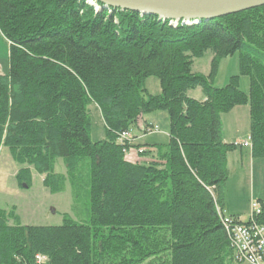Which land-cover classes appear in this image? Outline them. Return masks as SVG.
Listing matches in <instances>:
<instances>
[{"label": "trees", "instance_id": "obj_1", "mask_svg": "<svg viewBox=\"0 0 264 264\" xmlns=\"http://www.w3.org/2000/svg\"><path fill=\"white\" fill-rule=\"evenodd\" d=\"M98 6L96 10L93 5ZM88 0H0L8 72L0 74V148L61 192L86 174L88 223L20 224L0 209V264H239L222 225L228 179L221 115L250 107V130L264 147V5L170 25L152 14ZM212 53L207 74L195 58ZM239 53V73L214 85L220 61ZM248 77V90L240 88ZM155 77L159 93L145 81ZM199 88L197 100L188 91ZM94 104L104 138L89 135ZM165 110L168 142H119L143 114ZM136 147V148H135ZM129 149L149 161L125 158ZM260 155L264 156L263 151ZM257 155V154H256ZM62 158L65 172L54 170ZM16 178L30 185V167ZM255 219L264 224V200ZM248 219V218H247ZM12 222V223H11Z\"/></svg>", "mask_w": 264, "mask_h": 264}, {"label": "rangeland", "instance_id": "obj_2", "mask_svg": "<svg viewBox=\"0 0 264 264\" xmlns=\"http://www.w3.org/2000/svg\"><path fill=\"white\" fill-rule=\"evenodd\" d=\"M8 42L2 37V71L8 72ZM212 53L206 51L202 57L195 58L192 63V71L195 73L209 72V64ZM239 73V53L235 52L220 61L218 73L214 79V85L217 87L227 83L231 75ZM240 88L248 89V77L240 76ZM145 87L151 94L159 91L158 81L155 77H149L145 81ZM199 89L189 92L191 97L199 94ZM189 96V97H190ZM90 125L89 135L92 141L104 138V126L98 111L94 104L88 106ZM143 114V116L147 115ZM151 122L157 126V131L144 138V140H154L157 143L168 142L169 120L165 110H158L148 114ZM251 121V118H250ZM133 132L137 134V127H132ZM228 129V128H227ZM250 130V129H249ZM233 128H229V132H233ZM246 138V137H245ZM242 139V138H238ZM147 141V142H148ZM151 143V142H149ZM253 151L257 156L263 157L258 159L255 169V176H242L238 178V172L234 171L231 177L226 181L224 187V202L233 206L238 211H241L243 219L248 218L251 213V201L258 199L264 200V156H261L260 151L264 153V147L256 146ZM260 160V161H259ZM30 167L31 181L30 185L25 182L19 183L16 174L20 168ZM64 162L62 158H57L54 170L62 173ZM248 173L249 170L246 169ZM86 173L83 171L76 186L67 181L61 192L53 193L42 184L43 175L37 173L31 166L26 163H19L11 158L6 147L0 148V209L9 211L15 207L16 215L19 217L22 225L35 226H58L63 222L64 216H69L78 222L88 223L91 217L89 211V196L88 187L86 185ZM253 179V181H252ZM12 223V222H11ZM147 264V263H143ZM240 264H249L242 262Z\"/></svg>", "mask_w": 264, "mask_h": 264}, {"label": "crops", "instance_id": "obj_3", "mask_svg": "<svg viewBox=\"0 0 264 264\" xmlns=\"http://www.w3.org/2000/svg\"><path fill=\"white\" fill-rule=\"evenodd\" d=\"M2 37H3V35L0 33V74H5L2 71ZM211 58H212V56H211ZM207 73L202 72V74H204V75ZM159 91H160V88H159ZM159 91H155V93H153V94H157V93H159ZM199 91H200V89H199ZM243 91H245V89ZM189 92L190 91H188V96H190ZM192 98L197 99V100H202L203 96L201 94V91L199 92V94L197 96L192 97ZM257 100L260 102V105H264V97L263 98L258 97ZM150 114H152V113H150ZM146 116L142 115L141 118L139 119V121L133 126V127H135V126L137 127V129H138V132H136L137 134H135L133 132V128L129 129V131L131 133V137H132V139H131L132 145H142V144L163 145V144H165V143H157V141H154V140H150V141L144 140L143 141L144 138L148 137V135H151V133H145L144 132V130H143L144 127L148 126V125H154V123L151 122L149 118H146ZM221 123H222V137H223L224 142L232 144L235 141L241 142V141L245 140L248 135H251V130H249L250 129V107H249V105H238V106H235L234 108H232L229 112L222 114L221 115ZM229 128L230 129L233 128L234 131L229 132ZM238 138H242V139H238ZM252 139L253 140L251 141L250 147H244V146H240V145L235 146L231 151H229L227 153L228 179L231 177V174L234 171L238 172V178L239 179L242 176H244V177L248 176L247 174H249L250 176H252V175L255 176V169L257 167L256 164L258 163L256 161H258V159L263 158V157L259 158L255 154V152L253 151V149L256 146H259L257 136L254 137V135H252ZM149 142H151V143H149ZM137 159L142 160V161H149L150 160V158L142 157L141 155H139V157ZM246 169L249 170L250 173H248L246 171ZM63 171L65 172V169ZM64 172H62V173H64ZM253 176H252V178H253ZM252 181H253V179H252ZM222 200H223V202L221 204V207H222L225 214L240 217L242 220L247 219V218L243 219L241 217V213H240L241 211H238V209H235L233 206H230L229 204L226 205L224 202V196H223Z\"/></svg>", "mask_w": 264, "mask_h": 264}, {"label": "water", "instance_id": "obj_4", "mask_svg": "<svg viewBox=\"0 0 264 264\" xmlns=\"http://www.w3.org/2000/svg\"><path fill=\"white\" fill-rule=\"evenodd\" d=\"M104 7L152 14L170 25L214 19L264 5V0H92Z\"/></svg>", "mask_w": 264, "mask_h": 264}, {"label": "built area", "instance_id": "obj_5", "mask_svg": "<svg viewBox=\"0 0 264 264\" xmlns=\"http://www.w3.org/2000/svg\"><path fill=\"white\" fill-rule=\"evenodd\" d=\"M89 3L94 4L91 0ZM97 10L98 6L93 5ZM145 133L157 131V126L148 125L144 127ZM132 139L129 130L121 133L118 138L119 142L129 141ZM233 146H251V136L241 142H233ZM141 149H129L125 153L127 160L133 161L141 152ZM260 213V204L257 201H251V213L248 219L242 220L240 217L227 215L219 211V217L224 226L230 242L234 248L235 259L240 264L247 262L249 264H264V224L259 223L255 217ZM46 261V256L35 254L31 264H43Z\"/></svg>", "mask_w": 264, "mask_h": 264}]
</instances>
